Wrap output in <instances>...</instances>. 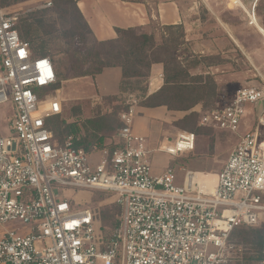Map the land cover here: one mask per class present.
<instances>
[{"label":"built area","instance_id":"2783aa9c","mask_svg":"<svg viewBox=\"0 0 264 264\" xmlns=\"http://www.w3.org/2000/svg\"><path fill=\"white\" fill-rule=\"evenodd\" d=\"M257 1L249 8L234 1L251 24ZM21 14L0 0V107L13 109L12 131L0 132V226L19 220L31 227L3 232L0 264H229L241 257L230 251L232 232L264 225V81L238 89L223 108L201 112L202 126L233 134L248 106L257 119L215 173L212 190L206 171L187 170L180 184L171 165L154 175L147 137L134 129L135 94L120 112L113 147L87 151L76 146L81 134L57 140L49 120L62 115V102L43 93L58 72L50 56L35 54L21 37ZM196 143L195 132L180 130L159 150L177 158L193 153ZM54 184L113 193L122 212L112 236L105 237L97 211H73L76 199L56 193Z\"/></svg>","mask_w":264,"mask_h":264},{"label":"rangeland","instance_id":"374dc122","mask_svg":"<svg viewBox=\"0 0 264 264\" xmlns=\"http://www.w3.org/2000/svg\"><path fill=\"white\" fill-rule=\"evenodd\" d=\"M57 1L10 0L9 5L12 9L22 13L18 23L21 35L31 23L39 20L46 22L37 30L39 36H33L30 41L36 53L39 52L37 49L43 40L49 41V55L58 67L59 84L57 88L45 89L43 94L49 93L50 96L61 99L63 113L51 118L49 125L55 131L57 140L63 142L69 134L66 128L67 123H80L83 127L80 132L84 135L87 133L86 121L88 119L108 116L120 124V112L125 108L128 93L134 92L140 95L141 85L134 83L136 85L129 87L128 91L123 94L104 96L91 77H77L76 75L82 70L76 71L74 68L76 69L78 63L81 64L85 60L83 55L85 48L78 46L75 40L69 37L71 22L65 21L54 11ZM243 1L249 8L251 0ZM48 2H52V5L44 7ZM181 4L184 24H181L179 29L168 31V33L164 28V34L159 40V43H162L163 36L167 39L176 38L177 45L167 42L168 47L160 49L158 54L164 59L174 57L175 63L188 69L192 75H203L201 85L204 86L205 91L203 92L204 98L199 103L202 105L201 110L194 109V107L190 111H178L172 123H160L162 131L178 133L180 130L188 129L197 135L195 151L190 155L177 157L171 164L176 171L177 182L180 184L187 170L217 173L239 142L241 135L249 130L257 119L254 107L248 106L240 122L239 132L230 134L202 126L200 124L201 112L223 108L231 101L238 89L260 85L264 81V33L251 24L248 14L242 8L234 5L232 0H181ZM64 6L72 11L69 0L65 1ZM255 10L264 28V21L260 18V13L264 15V0H260ZM88 38L89 45H93L91 36ZM70 42L74 44L71 46ZM89 61L90 59H87L86 64L82 66L83 70L88 67ZM40 92L39 98H45ZM142 100L140 98V103ZM255 107L259 112L263 105L259 103ZM190 113L193 114L189 122H182V119ZM12 116L13 109L10 104L0 107L1 133L9 134L12 131ZM88 131L91 132V129ZM116 132L117 129L104 130L100 134L111 139ZM89 138L92 143L97 144L96 137ZM150 141L155 144V140L151 137ZM91 148L93 149V146ZM100 157V150L91 152V163L95 164ZM166 158L167 154L157 150L153 151L152 167L160 170ZM53 188L62 197L64 195L69 199L76 197L77 203L71 207L73 211H81L87 207L97 211L106 227H112L120 219L122 211L115 203V197L111 192L79 190L57 184H54ZM104 212L113 217L105 220ZM30 227V224L19 220L9 221L0 226V236L5 230L28 232ZM244 234L248 236L249 233ZM250 238L253 239L251 234ZM248 240L231 235L230 251L234 257L236 252L240 253L241 257H235L229 264H246V257L255 254L257 248ZM216 250L214 246L209 247V251Z\"/></svg>","mask_w":264,"mask_h":264},{"label":"trees","instance_id":"16d2710c","mask_svg":"<svg viewBox=\"0 0 264 264\" xmlns=\"http://www.w3.org/2000/svg\"><path fill=\"white\" fill-rule=\"evenodd\" d=\"M65 1L67 0H58L54 11L65 21L69 23L71 22L69 37L75 40L78 46L85 48L83 52L85 60L81 63L82 65L78 63L76 66L77 68H74L76 71L80 69L82 70L76 75L77 77L95 76L107 67H120L122 69L120 94H123L127 92L132 85L138 84V86H140L146 84L149 80L153 64L162 63L164 65V84L157 92L145 97L141 101L142 106H166L169 110L190 111L197 104L202 102L204 98L203 92L205 91L204 86L201 85L203 75H192L188 69L177 65L174 57L171 56L168 59H164L158 54L160 49L168 47L166 44L167 42L168 44L172 42L176 46V38L167 39L163 36L162 43H158L154 35L139 33L137 30L129 28L118 29V37L115 39L99 41L93 36L92 30L79 10L76 1L69 0L72 11L64 6ZM45 23V20L31 23L24 29L23 34H20L21 37L31 43L30 39H32L33 36H39L37 30ZM179 28L180 25L167 26L166 33ZM55 32H57V30ZM88 36H91L93 39V45H89ZM70 44L72 46L74 43L70 42ZM70 44L69 49L71 50ZM33 51L38 55L50 56L49 41L43 40L40 43V46L37 49V51H39L38 53H36L34 48ZM74 53L76 54V52ZM87 59H90L89 65L83 70L82 66L86 64ZM52 60L57 69L58 67L55 60ZM61 79H63V77ZM58 84L59 81H57L52 89L57 88ZM191 114L193 113L186 115L182 119V122L188 123ZM86 123V135H80V127L77 122L67 123L66 128L69 133L68 135H80V140L76 142V146L84 147L87 151L93 150L91 146L94 148L95 146L103 147L105 145V140L108 137L104 134H100L102 131L115 129L118 131L122 126V123L119 124L108 116L100 117L99 119H88ZM88 129H91V132H89ZM91 136L97 138L95 141L97 144H94L89 140V137ZM118 208L121 209L120 206ZM111 216L113 217V215L104 212L105 220L109 219ZM118 224L119 220H117L112 227H106L102 223L101 227L107 239L112 236V233ZM244 233L249 234L247 236ZM232 234L234 236H240L243 239H249L248 241L257 248L255 254L246 257V264H258V262L264 258V225L257 227H239L236 228ZM250 234L251 237L253 236V239L250 238Z\"/></svg>","mask_w":264,"mask_h":264},{"label":"crops","instance_id":"0c3cea01","mask_svg":"<svg viewBox=\"0 0 264 264\" xmlns=\"http://www.w3.org/2000/svg\"><path fill=\"white\" fill-rule=\"evenodd\" d=\"M75 1L79 10L88 22L93 36L99 41L117 38L118 29L132 28L139 33L154 35L156 41L159 43V40L164 34V28L167 26L184 24L185 20L183 18L181 0ZM259 2L260 0L257 1V4ZM260 18L264 21V15L261 13ZM255 26L261 31L258 25ZM86 77H91V79L96 82L100 88V92L104 96L120 94V81L122 78V69L120 67H107L95 76ZM163 84L164 66L162 63H155L151 68L148 82L143 86L141 85L139 89L140 95H137L134 92H129L128 94H135L144 99L157 92ZM58 92H60L59 89ZM201 107L202 105L198 104L194 109L201 110ZM137 111L138 115L136 116L134 123L135 131L147 137L148 145L152 153L156 150L165 153L159 150L160 145L172 140L177 133H171V131L166 130L162 131L160 123H172L174 119H176V113L178 111L169 110L166 106L145 107L142 106L141 103L139 104ZM78 126L80 129H83L80 123H78ZM80 134L83 135L81 132ZM115 135L116 133L111 139L106 138L104 146L113 147L117 142ZM150 137L155 140V144L150 141ZM108 140L110 141L108 142ZM175 159L176 157L167 154L166 162L161 169L155 170L153 168L154 175L162 174ZM74 198L76 199V197Z\"/></svg>","mask_w":264,"mask_h":264},{"label":"bare ground","instance_id":"6f19581e","mask_svg":"<svg viewBox=\"0 0 264 264\" xmlns=\"http://www.w3.org/2000/svg\"><path fill=\"white\" fill-rule=\"evenodd\" d=\"M233 2L234 1H237V0H232ZM253 20H252V24H255V25H258V27L261 29V31L264 33V28L261 26V24L259 23V19H258V16L255 14V17H253L252 18ZM211 173V172H210ZM212 175H211V177H212V180H211V183H210V185H209V189L210 190H212L213 189V187H214V185H213V181H214V179H215V177H216V175H215V173H211Z\"/></svg>","mask_w":264,"mask_h":264}]
</instances>
